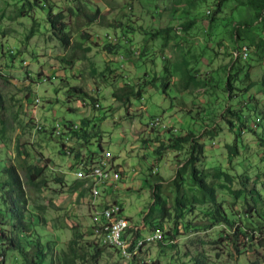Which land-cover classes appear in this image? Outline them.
Wrapping results in <instances>:
<instances>
[{
    "label": "rangeland",
    "instance_id": "1",
    "mask_svg": "<svg viewBox=\"0 0 264 264\" xmlns=\"http://www.w3.org/2000/svg\"><path fill=\"white\" fill-rule=\"evenodd\" d=\"M218 2L0 0V166L46 167L39 189L28 188L19 170L26 217H40L36 235L51 246L44 264H62L74 236L99 238L93 203L97 211L111 190L99 187L95 201L91 190L84 195L76 180L91 183L76 177L75 161L50 136L82 119L95 126L82 152L101 146L112 157L115 195L102 208L116 201L129 241L145 240L132 255L139 264H264V250L246 233L254 211L264 217V147L254 118L264 114V24L247 0H228L214 15ZM48 7L63 15L68 46L49 28ZM95 11L99 19L88 23L84 14ZM127 26L136 32L125 35ZM107 44L122 51L110 54ZM127 89L133 95L119 102L115 95ZM239 110L250 127L235 142L229 122L238 125ZM188 134L203 146L196 167L214 189V203L190 180V143L173 141ZM218 208L232 229L214 225L210 215ZM156 233L161 239L147 240ZM132 256L104 246L97 264H129ZM6 264L22 262L13 254Z\"/></svg>",
    "mask_w": 264,
    "mask_h": 264
},
{
    "label": "trees",
    "instance_id": "2",
    "mask_svg": "<svg viewBox=\"0 0 264 264\" xmlns=\"http://www.w3.org/2000/svg\"><path fill=\"white\" fill-rule=\"evenodd\" d=\"M226 1L228 0H219L217 8L214 11V15L218 14L221 11V8ZM247 4L248 7L255 12V17L264 24V0H247ZM99 14V11H95L93 14L85 13L84 16L88 20V23H93L97 19H99ZM47 17L49 28L57 36L61 44H63L64 46H68L69 39L65 33L66 24L63 22V15L61 13L53 14L51 7H48ZM102 19L104 20L103 17ZM125 29V35L133 34L136 32V29H134L133 27L127 26ZM164 31L165 30H157L154 35H160L164 33ZM126 39L129 45V38ZM260 43L261 45H264V41H260ZM242 49L243 47L240 48V50ZM104 50L110 54H113L114 52H120V50L122 51L119 44L115 46L107 44L104 46ZM125 50L127 51V49ZM233 89L234 88L232 86L231 79L228 78L225 83V91L229 95V98H231L230 93L233 91ZM73 90L78 94H83V92L79 89ZM132 95L133 90L127 89L126 92L116 94L115 97L119 100V102L127 103ZM92 101L95 102V100L93 99ZM95 108H99V105L98 107H96L95 104ZM233 116L236 118V121H238V125L236 126V124H234L233 122H229V129L233 133L236 142L240 137L242 130L250 127V118H248V116H245L242 110L234 113ZM254 118L258 120L256 126L261 128L260 133L258 135H254L258 136L260 145L264 147V114H260L259 117ZM156 120L159 119H155L153 120V122H155ZM81 123V125H77V128H75L76 124L64 123L58 137L55 136L57 135L58 128L54 127L50 133V136L52 138L55 137L57 139V142L61 146L60 154L65 155L64 152L68 150V154H70V156L75 161L73 166L71 167L74 170L77 169L78 164L81 165L79 169L82 167H88V165L95 161L98 156L104 151L101 146H98L100 152H88V149L87 153L82 152L84 148L90 145V140L93 136L92 130H95V126L91 127V120L82 119ZM37 131L38 133L43 131L42 127H40V129ZM193 138L194 137L192 134H188L183 137H176L173 141L179 144L190 143V152L188 158L190 166V180L201 193L207 196L211 203H214L216 197L214 189L207 183L206 176L196 167V164L200 162V157L203 153V146L201 144H198L197 141ZM67 139L68 142L66 143ZM230 150L232 151V154L236 153L235 146L230 147ZM5 162L6 161H4L3 165L0 166V264H6L7 260H9V258L13 254H16L20 257V262H22V264H44L48 257V252L49 250H51V246L49 243L42 244L38 240V237L36 235L37 225H39V222L41 221L40 217L37 215H33L31 212L30 216L32 221H29L26 217V214L29 213L27 207L28 202L25 197V189L22 178L19 174V170L25 173L28 188L32 187L39 189L46 186V180L45 178H43L46 167L43 168L27 164L16 167L14 164L8 165ZM75 183L77 187L82 186L84 188V190L82 191L84 195L88 192V189L89 191L92 189L90 185L88 187L86 186V182L76 180ZM102 197L103 196H101L100 199H103ZM114 203L118 204L116 201ZM176 204L179 205L178 200L176 201ZM164 214L165 208H163L162 216ZM253 215H255L254 222L249 224L250 226L247 227L248 230L246 231V233L250 234L251 239L256 240L258 246L264 250V217L258 214L256 211H254ZM253 215L252 217H254ZM210 216L211 220L214 221L215 226H220L223 224L225 225L226 229L233 228V222L230 217L220 211L219 208L216 209ZM130 229L131 228L129 225L126 233L130 234ZM236 232L237 235H240L243 238L247 237V235L240 230H236ZM34 235H36V239L34 238ZM91 235L96 238L92 232ZM96 240L97 241L94 243L85 240L82 235L74 236V238L68 242V250L63 254L62 264H97L98 258L102 253V247H104L105 245L101 244L99 239L96 238ZM137 243L138 241L133 243L134 252ZM236 250L238 251L237 247ZM130 252H132V247H130L129 250L125 249V251L121 253L129 259L130 256L134 255V252ZM195 262L201 263L200 258H195ZM129 264H139L136 255L132 256Z\"/></svg>",
    "mask_w": 264,
    "mask_h": 264
},
{
    "label": "bare ground",
    "instance_id": "3",
    "mask_svg": "<svg viewBox=\"0 0 264 264\" xmlns=\"http://www.w3.org/2000/svg\"><path fill=\"white\" fill-rule=\"evenodd\" d=\"M242 50H244L246 52V53H242L243 58L246 59V57L248 56V50L246 47H244ZM66 141H68V139ZM103 154L105 157H110V154L107 152L103 151ZM100 159H101V154L98 156V158L96 160H100ZM110 159L111 158H108L105 161V163H103L101 161H96L95 159H94L95 161H93L89 165L87 164L88 163L87 162L86 164L88 165V167L80 168L79 174H76V177L78 179L87 180L91 183V185H92V186H90V187H92L91 195H92V198L94 199V201H95V198L98 197V188L99 187L102 188L105 185V183L110 181L109 178L113 175V173H112V166L113 165L112 166L110 165ZM83 166H84V164H83ZM79 167H81V166H79ZM101 172H104V173L101 174V177H97L99 175V173H101ZM93 206H94L93 210L95 211V213H94V226H95L94 232L100 238L101 244H103L107 247L113 248L115 250L124 252L125 249H121V244L118 243V240H112L113 237H119L120 236V228H118V224H119L120 219L122 220V223H124L127 226V228L129 226L128 220L122 216L123 210L121 209L119 204H109L106 207L102 208L103 210L112 209L113 213L109 216V223H103V211H100L99 208L96 211L94 203H93ZM100 231H102V232H100ZM155 236H159L158 233H156L154 235V237H150L147 240L148 241L157 240L158 238ZM144 242H145V240L143 242L138 241V243L135 247V252H136V250H138L137 246L139 247ZM135 252H134V254H135Z\"/></svg>",
    "mask_w": 264,
    "mask_h": 264
},
{
    "label": "built area",
    "instance_id": "4",
    "mask_svg": "<svg viewBox=\"0 0 264 264\" xmlns=\"http://www.w3.org/2000/svg\"><path fill=\"white\" fill-rule=\"evenodd\" d=\"M239 53H246L244 50H239ZM155 125V124H154ZM75 128H77V125L75 126ZM62 130V126H59L58 125V132H57V136L59 135V132ZM108 158H112V157H105L103 152L101 153V159L100 160H96V161H101L103 163H105V161L108 159ZM79 166H81L80 164H78V167L76 169V174H79ZM104 172H101L99 173V175L97 177H101V174H103ZM104 188H109V195L107 198H104V199H111V197L115 194H113V184H111V182H108V183H105V186ZM104 199H99V210L100 211H103V223H109V216L113 213L112 212V209L110 210H103L102 209V202H104ZM92 223H94L92 221ZM118 228H120V236L119 237H113L112 240H118V243L121 244V249H127L129 250L130 247H132V252L130 253H133V243L134 242H130L128 238L129 234L126 233L127 232V226L122 223V220L120 219L119 221V224H118ZM102 232V231H100ZM157 237L158 239H161V236H155Z\"/></svg>",
    "mask_w": 264,
    "mask_h": 264
},
{
    "label": "crops",
    "instance_id": "5",
    "mask_svg": "<svg viewBox=\"0 0 264 264\" xmlns=\"http://www.w3.org/2000/svg\"><path fill=\"white\" fill-rule=\"evenodd\" d=\"M90 150H88V152H89ZM87 152V151H86ZM115 185V184H114ZM115 186H117V185H115Z\"/></svg>",
    "mask_w": 264,
    "mask_h": 264
}]
</instances>
